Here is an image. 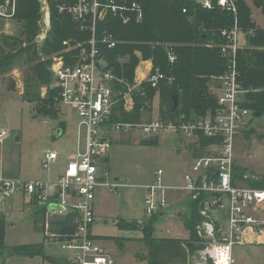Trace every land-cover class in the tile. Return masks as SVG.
<instances>
[{"label":"trees","instance_id":"1","mask_svg":"<svg viewBox=\"0 0 264 264\" xmlns=\"http://www.w3.org/2000/svg\"><path fill=\"white\" fill-rule=\"evenodd\" d=\"M47 1L50 5L51 28L44 42L37 44L43 16L41 0H0V6L5 7L8 3L10 18L23 27L21 38H7L12 44L7 39L0 44V75L23 55L28 61L35 62L30 70L31 75L27 76L23 97L38 100L37 90L31 91V88L38 85H34L32 81L47 84L49 89L46 97L40 100L42 107L39 110L42 114H52L55 110L58 90L51 87L53 74L49 67L51 68L52 61H41V56L61 55L69 64H75L73 59L93 37L91 20L82 30L71 16L59 12L58 2ZM110 2L123 7V11L117 15L109 11L103 20L97 21L94 33L99 41L111 35L116 42L114 48H107L105 51L106 70L131 86L135 84L136 70L142 61H151V74L159 70L165 75L158 88H152L145 81L133 90L132 110H125L124 101L121 100L115 108L113 123H141L143 114L152 112L157 96L159 119L163 122H191L215 113L218 104L211 76L221 75L227 69L228 62L222 55V47L228 44V40L222 33L231 30L236 21L247 35V44L239 47L236 53L239 82L243 90L247 91L245 106L252 113L264 116V29L255 23L252 12V6H255L264 13V0H235L237 17L219 7L218 0H212V8L205 7L204 0H100L104 5ZM133 3L140 6L141 18L132 10ZM191 17L194 18L193 23L189 22ZM5 43L8 48L13 49L11 52L4 51ZM165 45L167 49H164ZM169 51L176 57L173 63L169 60ZM118 89L122 93L128 91L124 86H118ZM174 96L178 98L175 111ZM60 129L64 132L63 126ZM249 135L250 133L245 138ZM141 143L156 146L158 140L152 138L142 140ZM213 143L212 139L201 136L196 143L190 145L192 157L208 155L207 149ZM234 182L264 189V175L251 176L246 168L236 163ZM205 198L206 194L202 193L189 200L190 211L184 219L185 228L189 232L188 239L156 237L154 224L157 218L154 215L142 222L122 219L118 222V227L123 231L142 233L141 243L148 253L147 264H189L191 256L203 243L198 227L208 221L200 211V204ZM33 200L42 207L37 196ZM40 213L45 217L44 210ZM7 226L8 223L0 212V253L8 252L9 256L26 258L41 257L54 264H71L70 261L48 256L43 243L8 248L5 243Z\"/></svg>","mask_w":264,"mask_h":264},{"label":"built area","instance_id":"2","mask_svg":"<svg viewBox=\"0 0 264 264\" xmlns=\"http://www.w3.org/2000/svg\"><path fill=\"white\" fill-rule=\"evenodd\" d=\"M59 3L61 14L71 16L83 30L89 20L92 21L93 37L86 47H81L80 53L69 64L63 56L54 57L51 72L53 74L52 88L58 90L57 104L71 107L80 117V126L86 130V151L70 159L64 174L59 178L63 187L73 185L76 188V200L71 202L64 197L56 203L55 212L65 214L69 211L78 212L79 222L74 237L59 242L61 248L71 253V264H117L111 253L91 235V226L95 222L93 201L95 190L104 181L99 176V163L107 157L111 149L110 135L113 132L127 131L138 134L143 140L159 136L161 132H169L182 137L186 141L196 143L203 136L212 139L213 143L207 150L208 155L192 159L191 170L184 175V184L169 186L164 183V171L154 173V183L146 186V206L150 216L166 210L168 196L171 192L187 193L191 196L202 193H228L231 200L230 232L226 240L217 239L216 227L206 221L198 227V234L203 239L202 247L196 252L195 264H234L233 249L236 244L251 242L264 245V189L252 188L234 182L235 148L238 137L246 130L252 111L245 106L246 90L239 82L236 67V53L241 47L240 40H247L246 33L238 25L229 31H223L228 44L222 47V55L227 59L228 66L221 75L211 76L213 89L217 96L218 107L212 115L191 122H163L159 118L151 122L137 124L113 123L115 108L121 100L127 111L133 109V90L147 81L152 88H158L165 75L156 70L151 71L143 80H135L134 85L116 77L106 70L104 57L100 56L98 43L107 48H114L116 42L111 35L99 41L95 37V27L98 20H103L110 11L114 15L123 11V7L110 2L101 4L100 0H55ZM204 6L212 8V0H204ZM218 6L237 17L238 10L235 0H218ZM6 7L0 6V15L4 16ZM132 10L139 18L142 10L137 3L132 4ZM44 27L50 28V5L47 0L41 8ZM11 16V15H10ZM9 16V17H10ZM127 22V21H125ZM40 35L38 42L47 37V32ZM81 45H79L80 47ZM170 62L176 57L168 52ZM151 62V61H150ZM118 86L128 89L122 93ZM131 104V106L129 105ZM254 114V113H253ZM8 136L6 131L1 133ZM58 153L50 151L45 154L43 166L58 159ZM110 191H115V185L106 184ZM44 183L41 181H15L0 179V203L18 192H24L32 197L37 196L41 202L48 203L43 195ZM50 205L47 208L50 210Z\"/></svg>","mask_w":264,"mask_h":264},{"label":"rangeland","instance_id":"3","mask_svg":"<svg viewBox=\"0 0 264 264\" xmlns=\"http://www.w3.org/2000/svg\"><path fill=\"white\" fill-rule=\"evenodd\" d=\"M41 2L43 7L45 0ZM8 6V3L5 4L7 10H4V16L0 15V44L7 38L22 36V24L9 17L11 12ZM252 8L255 23L264 29V13L255 6ZM44 26L42 16L37 44L44 30L47 35L50 31L51 27L48 29ZM7 41L12 44L8 39ZM43 42L44 40L41 44ZM3 47L5 52L13 50L8 48L7 43ZM57 56L60 55L41 56V61L53 62ZM34 64L35 62L28 61L23 55L14 60L0 75V179L56 182L67 161L73 158L68 157L75 155L77 150H86L87 135L85 128L80 126L79 115L71 107L55 104L52 114L40 112L39 108L42 107L40 100L46 97L49 89L47 84L32 81L34 85L39 86L31 88V91L37 90L38 100L36 98L27 100L23 97L27 76L31 75L30 70ZM139 69L140 74L146 75L148 65L140 64ZM140 74L137 73V76ZM129 105L131 106L130 103ZM151 110V113L143 114V122L159 118L158 96ZM62 126L64 132L58 136V130H62L60 129ZM248 128L237 139L235 163L246 168L249 175L259 177L264 175V116L255 117L252 113ZM3 131L8 133L6 138L1 136ZM246 133H250L248 138H245ZM156 138L158 144L153 146L141 143L143 137L138 134L127 131L113 132L110 135L111 149L107 155L109 161L99 163L105 184L99 185L95 190L93 201L95 222L91 229L93 235L110 241L101 242V245L107 246L117 264H147L146 247L140 241L127 239L140 238L142 233L123 231L118 227V222L122 219L138 221L150 219L145 187L154 183V173L163 170L164 183L177 186L184 184V175L192 167L191 143L184 137L181 143H177L176 136L169 132H161ZM50 151L58 153L59 159L45 168L42 161L45 154ZM117 178L124 182H115ZM106 184L115 185L117 189L111 192ZM186 194L169 193L166 210L154 215L157 218L154 224L156 237L173 239L189 237L184 219L189 214V200L192 196L188 197ZM40 208L32 196L23 192H18L0 203V210L3 211L2 215L8 223L6 246L13 248L43 243L46 246L45 252L51 257L70 258L71 253L63 250L58 242L50 243L45 239L46 229L51 230V222L40 213ZM162 213L165 215L160 216ZM217 239L220 240L218 235ZM195 256L196 253L191 256L189 264H195ZM233 257L234 264H264V245L246 241L243 244H236ZM4 264L54 263L43 262L41 257L11 255L5 259Z\"/></svg>","mask_w":264,"mask_h":264},{"label":"crops","instance_id":"4","mask_svg":"<svg viewBox=\"0 0 264 264\" xmlns=\"http://www.w3.org/2000/svg\"><path fill=\"white\" fill-rule=\"evenodd\" d=\"M240 43H241V47H243L247 44V40L244 38H241ZM140 64L148 65V71H147L146 75L140 74L139 76H137V73L139 74V70H140L138 67L136 70V79L137 80H143V78H145L152 69V63L150 61L141 62ZM85 151L86 150H77L75 155L69 156L68 159L70 157H76L78 155L84 154ZM190 157L193 159L191 154H190ZM58 159H59V156H58ZM69 161L70 160L67 161V165H68ZM103 161L108 162L109 158L106 157L105 159H103L101 161V163ZM67 165H65V168L62 171V173L59 175V178L64 174V172L67 168ZM99 176L101 177L102 181H105L103 174H102V170L100 168V165H99ZM59 178H58V181H56V182L55 181H49L47 183L45 181H41L44 183L43 195L46 197L48 203H46V201L43 203L38 199L39 204L42 206L41 210L45 211V218H48V221L51 222V230L48 229V231H47V229H46V233H45L46 234L45 239L48 240L50 243H57V242L59 243L61 241V239H69V238L74 237L77 233L79 216H80V214L78 212H74V211H69V212H66L65 214H58L54 210H49L47 208L48 205L56 204V203L60 202L64 197L70 199L71 202H75V200H76V195H75L76 188L73 185L68 186V187L61 186L59 184ZM186 195L188 197H191V195H189V194H186ZM32 199H34V197H32ZM230 199H231L230 195L228 193H225V192L206 194V198L200 204L201 213L205 216V218L208 220V222L212 223L216 227L217 235H218L220 240H226L229 237L230 213H231V200ZM0 212H3V211L0 210ZM163 215H165V213H162L160 216H163ZM126 221L131 222L134 220H126ZM135 221H138V220H135ZM140 222H142V221H140ZM90 232H91V235L95 239H97L100 243L101 242H110V241H106L105 238H100L98 236L93 235L92 229L90 230ZM134 232H140V231H134ZM141 238H142V234H141L140 238H127V239H132V241L137 240L138 242L139 241L141 242ZM186 239H188V238H186ZM134 243H137V242H134ZM103 245L107 249V246L105 244H103ZM45 248H46V246H45ZM48 256H50V255H48ZM63 260L69 261L70 258H63ZM43 262H44V260H43Z\"/></svg>","mask_w":264,"mask_h":264},{"label":"water","instance_id":"5","mask_svg":"<svg viewBox=\"0 0 264 264\" xmlns=\"http://www.w3.org/2000/svg\"><path fill=\"white\" fill-rule=\"evenodd\" d=\"M193 21H194L193 17L189 18V22L190 23H193ZM98 47L100 49V56H99V60L97 61V66L100 65L99 62L104 57V54H105V45L102 42L98 43ZM164 49H167L166 45L164 46ZM173 99H174L173 111H175L177 106H178V98H177V96H174ZM254 116L255 117H261V114L260 113H255ZM62 134H63V130H58V134L57 135L61 136ZM176 142L177 143H181V139H180V137L178 135L176 136ZM178 153H181V151H178ZM120 181L121 180L119 178L115 179V182H120ZM121 182H124V181L122 180ZM49 207H50V210H55L56 204H51ZM202 247H204V246H202ZM8 256H9L8 252L0 253V264H4V261H5V259Z\"/></svg>","mask_w":264,"mask_h":264},{"label":"bare ground","instance_id":"6","mask_svg":"<svg viewBox=\"0 0 264 264\" xmlns=\"http://www.w3.org/2000/svg\"><path fill=\"white\" fill-rule=\"evenodd\" d=\"M140 74V73H139Z\"/></svg>","mask_w":264,"mask_h":264}]
</instances>
